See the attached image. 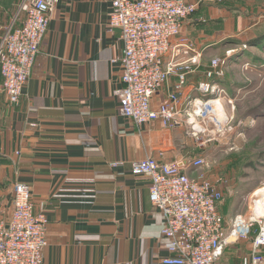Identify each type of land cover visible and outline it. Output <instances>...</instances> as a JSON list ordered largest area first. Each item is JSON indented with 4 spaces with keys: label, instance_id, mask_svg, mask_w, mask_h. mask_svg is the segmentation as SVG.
Masks as SVG:
<instances>
[{
    "label": "crops",
    "instance_id": "0c3cea01",
    "mask_svg": "<svg viewBox=\"0 0 264 264\" xmlns=\"http://www.w3.org/2000/svg\"><path fill=\"white\" fill-rule=\"evenodd\" d=\"M19 1L0 0V41L10 25L22 23ZM111 6L112 0H54L40 53L17 105L8 102L0 75V217L9 212L15 187L27 186L34 212L48 220L42 264H164V218L150 200L148 174L131 171L135 159L213 158L209 168L188 174L221 179L219 211L223 219L230 213L233 196L227 191L233 170L215 153L226 138L208 136L196 143L182 120L165 125L155 117L137 124L120 114L116 90L122 48L118 30L110 24ZM243 28L235 10L203 0L170 41L163 56L169 74L153 95L152 109H190L201 135L209 122L202 126L201 104L193 98L188 104L186 97L196 96L194 88L200 84L210 86L207 50ZM261 154L253 152L252 157ZM242 155L240 151L236 160L243 166ZM258 165L251 167V210L260 222L264 177ZM256 253L264 258V245Z\"/></svg>",
    "mask_w": 264,
    "mask_h": 264
},
{
    "label": "built area",
    "instance_id": "2783aa9c",
    "mask_svg": "<svg viewBox=\"0 0 264 264\" xmlns=\"http://www.w3.org/2000/svg\"><path fill=\"white\" fill-rule=\"evenodd\" d=\"M53 1L20 0L22 23L10 25L0 41L1 89L11 104L17 105L25 95L47 32ZM111 7L110 24L117 28L116 39L122 48L121 85L116 90L120 114L137 124L155 117H161L165 125L182 120L186 134L196 143H202L201 128L195 123L193 111L187 108L181 111L170 105L157 112L151 107L153 95L169 74L163 56L170 41L196 12V6L187 0H112ZM208 87V84L196 86L194 90L199 98L187 95L188 104L192 98L195 104L201 101L209 88L213 89ZM209 123L215 125V118ZM214 138L222 139L217 135ZM213 163V158L208 156H185L171 162L151 158L130 162L132 173L148 174L150 200L164 218L160 230L167 240L164 264H215L232 236L233 229L229 234L224 233L219 211L222 193L217 184L204 176L188 174L209 168ZM32 206L28 187L16 186L9 212L0 217V264H42L48 220L44 213L34 212ZM261 245H264V224L253 239L252 264H264V258L256 253Z\"/></svg>",
    "mask_w": 264,
    "mask_h": 264
},
{
    "label": "rangeland",
    "instance_id": "374dc122",
    "mask_svg": "<svg viewBox=\"0 0 264 264\" xmlns=\"http://www.w3.org/2000/svg\"><path fill=\"white\" fill-rule=\"evenodd\" d=\"M187 1L193 3L196 9L203 3V0ZM219 2L225 3L228 8L235 10L238 17L243 18L244 28L238 36L224 38L222 45H218L215 50L212 48L207 50L205 60L212 66V72L209 74L212 80H209V85L216 86L215 92L223 95L225 105L222 110L226 117L221 115V118L216 117L215 120L221 119L218 129L210 128L209 123L207 127L202 128L200 136L203 138L217 135L226 138L224 145L219 143L215 151L217 159L229 163L233 170L231 175L233 180L230 184L232 189L227 191L232 194L233 200L229 208L230 213L221 219L222 226L225 229L224 233L229 234L236 219L240 217L246 220V229L228 239L215 264H252L253 239L259 227L264 224V220L259 222L254 219L251 210L254 176L251 167L255 164L262 166L258 170L260 176L264 177V157H252V153L256 151L264 155V0ZM207 97L209 96H205V99ZM200 111L198 117L202 119V126L211 122V119L202 113V108ZM249 117L255 122H249L251 120ZM227 131L229 136L223 137ZM237 149L239 151H235ZM240 151L242 157L244 156L243 166L238 163L239 159L236 160ZM220 181L216 179L213 183L217 184Z\"/></svg>",
    "mask_w": 264,
    "mask_h": 264
},
{
    "label": "bare ground",
    "instance_id": "6f19581e",
    "mask_svg": "<svg viewBox=\"0 0 264 264\" xmlns=\"http://www.w3.org/2000/svg\"><path fill=\"white\" fill-rule=\"evenodd\" d=\"M209 88V87H208ZM210 91H208V94L206 96H209L205 99V97H202L201 98V101H199L198 103L201 104V108H202V111L204 112L203 114L205 116H207V118H210L211 120L213 118H216L217 117V113L216 112V109H220V114L219 116H225L224 115V110H222V108L224 107L225 105V100L223 98V95L221 93H217L215 92L216 91V86H213V89L211 90L209 88ZM196 93V96L199 98V93ZM201 102V103H200ZM215 115V116H214ZM220 116V118H221ZM226 117V116H225ZM251 119V117H249V120ZM221 119L216 120V126L218 127L219 125V122H220ZM249 122H255V120L251 119ZM229 131L226 132V135L223 136V137H228L229 136ZM252 217V216H251ZM246 229V220L242 219V218H237L236 221H235V225L233 227V230H232V236H235L237 235L238 232L242 231V230H245Z\"/></svg>",
    "mask_w": 264,
    "mask_h": 264
},
{
    "label": "trees",
    "instance_id": "16d2710c",
    "mask_svg": "<svg viewBox=\"0 0 264 264\" xmlns=\"http://www.w3.org/2000/svg\"><path fill=\"white\" fill-rule=\"evenodd\" d=\"M221 6H223L224 8H226L227 10H232V9H230V8H228V6L225 4V3H221V2H219V0H216ZM195 14V13H194ZM193 16V15H192ZM191 16V17H192ZM190 17V18H191ZM264 37V36H263ZM257 43H258V41H256Z\"/></svg>",
    "mask_w": 264,
    "mask_h": 264
}]
</instances>
